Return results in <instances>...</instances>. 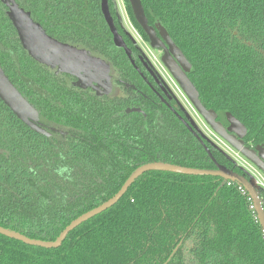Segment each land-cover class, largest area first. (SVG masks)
<instances>
[{"label": "trees", "instance_id": "16d2710c", "mask_svg": "<svg viewBox=\"0 0 264 264\" xmlns=\"http://www.w3.org/2000/svg\"><path fill=\"white\" fill-rule=\"evenodd\" d=\"M14 1L47 36L103 62L115 81L94 90L32 58L0 0V68L40 117L24 122L0 100V227L54 241L71 221L114 196L141 165L215 168L114 46L100 0ZM140 2L148 25L163 28L188 61L186 75L201 104L223 125L225 113L237 119L247 131L246 147H264V0ZM123 3L149 44L128 0ZM108 6L135 65L151 81L140 49L110 0ZM190 126L216 163L250 180ZM240 189L215 177L147 172L59 248L0 235V264H264V236ZM259 196L264 200V192Z\"/></svg>", "mask_w": 264, "mask_h": 264}, {"label": "water", "instance_id": "95a60500", "mask_svg": "<svg viewBox=\"0 0 264 264\" xmlns=\"http://www.w3.org/2000/svg\"><path fill=\"white\" fill-rule=\"evenodd\" d=\"M132 14L136 23L147 36L149 46L152 49L162 52L161 63L168 71L175 84L184 95L186 100L192 106L197 115L204 121L210 131L219 139L228 144V146L236 151L242 158L256 167L264 176V147L257 151L246 147L243 139L246 136L245 127L235 119L231 114L225 113L227 127L216 121V115L213 111L207 110L200 102L199 95L186 75L189 69V63L183 56L182 52L174 45L169 35L163 28L155 31L148 25L145 18L140 0H128ZM4 4L8 9L9 18L12 26L19 35V39L25 50L32 58L51 67H56L66 75L76 78L83 86H101L104 87V80L108 79L104 73L103 62L97 61L89 57L85 53L78 51L68 45L61 44L47 36L40 28L34 24L29 16L18 7L14 0H4ZM100 9L103 19L112 35L114 46L122 49L125 56L133 66L131 52L125 45L122 37L118 34L113 19L110 15L108 0H100ZM0 100L16 115L20 120L35 122L39 120L38 113L28 104L21 94L6 78L4 72L0 68ZM166 107L175 115L182 123L187 131L202 146L205 153L213 162L214 169H197L188 168L179 165L151 162L136 168L126 179L120 189L107 201L103 202L96 208L80 215L71 221L57 236L54 241H41L30 239L20 233L10 231L0 227V235L9 239L16 240L27 246L39 247L42 249L59 248L67 235L82 223L101 214L107 209L114 206L127 192L131 185L147 172L157 171L166 172L184 176H207L215 177L224 182H232L240 186L252 203L257 222L264 236V208L261 198L257 192V187L252 183V178L247 180L244 176L219 165L213 159L206 145L196 133L195 129L186 123L171 107L165 103ZM128 112H139L137 109H131Z\"/></svg>", "mask_w": 264, "mask_h": 264}, {"label": "rangeland", "instance_id": "374dc122", "mask_svg": "<svg viewBox=\"0 0 264 264\" xmlns=\"http://www.w3.org/2000/svg\"><path fill=\"white\" fill-rule=\"evenodd\" d=\"M112 2L113 9L117 13L119 20L124 27V29L132 36V38L138 42V45L140 46L141 50L143 51L144 55L149 59V61L157 68L159 67L160 57L161 54L159 52H154L149 49L148 44L139 37L138 33L132 26L129 17L127 15V12L125 10V6L123 3V0H110ZM161 70V69H160ZM162 74H164L161 71ZM167 84L171 87L175 99L179 102L181 108L186 112L188 119L191 120V124L194 125L204 136H206L207 139H209L212 143H214L218 148H220L225 154H227L230 158H232L240 167H242L244 170L247 171V173L250 174L251 178H254L257 180L260 184L263 186L260 187V189H257L258 194H261V192H264V177L262 174H259L250 163H248L244 158H242L237 152L233 151L231 148L227 147L225 144H223L216 136L211 133L209 128L206 126L204 121L197 115V113L194 111L192 106L189 104V102L186 100L184 95L181 93L179 88H177L176 85H174L166 76H164ZM261 197V196H260ZM261 201L263 203L264 208V200L261 197Z\"/></svg>", "mask_w": 264, "mask_h": 264}, {"label": "flooded vegetation", "instance_id": "af4514ba", "mask_svg": "<svg viewBox=\"0 0 264 264\" xmlns=\"http://www.w3.org/2000/svg\"><path fill=\"white\" fill-rule=\"evenodd\" d=\"M127 34L131 37V40L132 42L140 49L141 51V54L142 56L144 57V59L146 60V68H147V71L149 72V76L151 78V81H149L144 75L143 73L140 71V69L135 65L133 59H132V52H131V59L134 63V65L132 66V68L136 71V73L139 75V77L143 80V82L149 87V89L151 90V92L154 94V96L159 99V101L165 105V103H167V105L169 107H171L172 109H174L172 107V105H176L177 109L179 110L180 113L183 114V117L176 112V110L174 109V111L186 122L190 125L191 123V120L188 119L187 117V114L186 112L181 108L179 102L175 99V96H174V93L171 89V87L167 84L164 76H166L174 85L175 82L174 80L171 78V76L169 75L168 71L165 69V67L163 66V64L161 63V60L159 62V68L155 67L150 61L149 59L144 55L143 51L141 50L140 46L138 45V42H136L132 36L127 32ZM139 36V35H138ZM140 37V36H139ZM125 43V42H124ZM148 44V43H147ZM126 45V44H125ZM127 46V45H126ZM149 46V44H148ZM128 48V47H127ZM151 47L149 46V49ZM129 49V48H128ZM151 51L153 50L154 52H159L161 55H162V52L159 51V50H155V49H150ZM124 52V51H123ZM125 54V53H124ZM127 58V57H126ZM161 58V57H160ZM131 64V63H130ZM161 71L164 73L162 74ZM105 73V72H104ZM72 77V76H71ZM108 79L104 80V84L105 86L104 87H101V86H97V85H94V86H88L92 89H96V88H101V89H105L107 87V83L112 81L114 82L115 79L113 76H109L107 75ZM74 78V77H73ZM76 79V78H75ZM77 80V79H76ZM110 85V84H109ZM108 85V86H109ZM177 86V85H176ZM178 88V87H177ZM166 106V105H165ZM169 109V108H168ZM171 112V111H170ZM137 113V112H136ZM172 113V112H171ZM173 114V113H172ZM174 115V114H173ZM175 116V115H174ZM186 117V118H185ZM187 119V120H186ZM179 121V120H178ZM189 121V122H188ZM180 122V121H179ZM181 123V122H180ZM221 123V122H220ZM182 124V123H181ZM222 124V123H221ZM223 125V124H222ZM224 127H227V124L223 125ZM210 130V129H209ZM212 133V132H211ZM214 135V134H213ZM216 136V135H214ZM217 137V136H216ZM218 138V137H217ZM219 139V138H218ZM223 144H225L227 147L228 144L225 143L224 141H222L221 139H219ZM244 143V142H243ZM245 145V144H244ZM230 148V147H229ZM252 150H254L253 148H250ZM234 151V150H233ZM236 152V151H235ZM248 162V161H247ZM249 163V162H248ZM251 166L259 173V174H262L256 167H254L252 164ZM242 168V167H241ZM243 169V168H242ZM244 170V169H243ZM246 171V170H244ZM247 172V171H246ZM249 174V173H248ZM250 175V174H249ZM263 176V174H262ZM264 177V176H263ZM248 180V179H247ZM260 189V188H258Z\"/></svg>", "mask_w": 264, "mask_h": 264}, {"label": "built area", "instance_id": "2783aa9c", "mask_svg": "<svg viewBox=\"0 0 264 264\" xmlns=\"http://www.w3.org/2000/svg\"><path fill=\"white\" fill-rule=\"evenodd\" d=\"M252 183H253V185L255 186V187H257V188H260V187H262L263 185L262 184H260L257 180H255L254 178H252ZM240 191L244 194L245 193V191L243 190V189H240ZM251 202V201H250ZM251 209H253V206L251 207ZM254 211V210H253Z\"/></svg>", "mask_w": 264, "mask_h": 264}]
</instances>
